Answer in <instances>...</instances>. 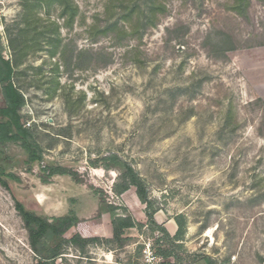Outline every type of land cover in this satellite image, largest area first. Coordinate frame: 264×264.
Wrapping results in <instances>:
<instances>
[{
    "label": "rangeland",
    "instance_id": "obj_1",
    "mask_svg": "<svg viewBox=\"0 0 264 264\" xmlns=\"http://www.w3.org/2000/svg\"><path fill=\"white\" fill-rule=\"evenodd\" d=\"M23 2L0 0V50L42 161L27 164L18 143L0 146L6 172L18 177L0 185V264L36 263L15 201L47 218L72 210L84 221L97 214L98 190L145 224L135 189L115 196L118 172L91 165L110 154L144 180L155 221L170 235L173 218L184 217L185 263L206 264L193 262L199 254L216 264H264V101L242 70L245 56L264 48V0H251L244 16L229 11L231 0H165L155 27L118 43L101 33L107 0H74L72 28L54 8L25 10ZM26 19L37 23L22 36ZM56 27L61 46L51 56ZM33 28L38 43L25 48ZM46 165L74 175L44 181ZM102 218L109 223L102 214L87 231L103 237ZM125 237L121 249L91 244L80 255L67 247L56 264H161L152 256L158 233Z\"/></svg>",
    "mask_w": 264,
    "mask_h": 264
},
{
    "label": "trees",
    "instance_id": "obj_2",
    "mask_svg": "<svg viewBox=\"0 0 264 264\" xmlns=\"http://www.w3.org/2000/svg\"><path fill=\"white\" fill-rule=\"evenodd\" d=\"M138 1L107 0L102 11L105 21L101 31L102 35L105 37L112 36L113 40L118 43L123 37L134 38L141 28L155 27L159 17L166 11L165 0H146L143 6H140ZM250 3L251 0H231L229 11L237 16H244ZM23 7L25 10L32 7L47 10L54 8L57 17L62 20L65 28H72L79 13V8L74 0H35V2L24 0ZM34 23H37V21L25 20L26 29L22 31V36H28L26 30H29ZM32 31L34 33L32 39H25V42H23L25 48L27 42L38 43L40 34L37 33L35 28ZM137 39H140V37ZM50 46L53 48L51 56H55L61 46L57 27L56 36ZM12 78L13 67L8 60L2 57L0 50V88L4 101V105L0 107V146L6 143H18L27 156V164L31 166L42 161V153L40 147L34 141L31 131L21 122L19 110L24 105V100L14 87ZM91 165L103 170L118 172V181L112 186V192L115 196H121L131 187L135 189L138 201L145 206L146 223L137 222L126 207L108 203L98 190H95L94 193L98 199L97 214L94 218L84 221L79 219L72 210L62 216L47 218L26 209L22 203L15 201V209L27 232L29 247L36 258L35 264H56L57 259H63L67 247L77 249L80 255H85L86 249L91 244L111 246V250L121 249L128 242L125 232L132 229L138 233H141L143 229H147L151 234L158 233L160 235L155 240L152 251L153 257L159 258L162 261L161 264H187L181 256V253H186L181 243L185 234L184 217L179 214L173 218L176 231L171 236L164 226L155 221L154 215L158 209L155 208L154 202L149 198L144 180L128 162L118 155L110 154L91 162ZM6 169L7 166L2 159V151L0 150V185L7 188L8 181H18V177L12 173H7ZM42 171L46 175L44 181L55 175H74L63 166L46 165ZM119 211L122 213H119ZM102 214H108L110 217L112 232L110 239H105L87 231L90 227L100 226ZM72 230L77 232L67 239L66 234ZM192 260L193 262L201 260L206 264H216L210 257L199 254H192Z\"/></svg>",
    "mask_w": 264,
    "mask_h": 264
},
{
    "label": "crops",
    "instance_id": "obj_3",
    "mask_svg": "<svg viewBox=\"0 0 264 264\" xmlns=\"http://www.w3.org/2000/svg\"><path fill=\"white\" fill-rule=\"evenodd\" d=\"M245 57V65L242 67V70H245V78L249 82L253 95L264 101V48L260 51L253 52V54H248ZM102 219L103 227L107 229L104 231L103 238L110 239L112 237L110 220L106 224L104 218ZM136 221L143 223L141 219L140 221Z\"/></svg>",
    "mask_w": 264,
    "mask_h": 264
},
{
    "label": "built area",
    "instance_id": "obj_4",
    "mask_svg": "<svg viewBox=\"0 0 264 264\" xmlns=\"http://www.w3.org/2000/svg\"><path fill=\"white\" fill-rule=\"evenodd\" d=\"M152 256H153V254H152ZM153 258H155V257H153Z\"/></svg>",
    "mask_w": 264,
    "mask_h": 264
}]
</instances>
